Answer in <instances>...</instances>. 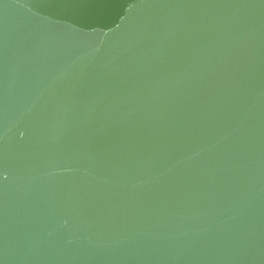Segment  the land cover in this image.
Returning a JSON list of instances; mask_svg holds the SVG:
<instances>
[{
    "label": "water",
    "instance_id": "water-1",
    "mask_svg": "<svg viewBox=\"0 0 264 264\" xmlns=\"http://www.w3.org/2000/svg\"><path fill=\"white\" fill-rule=\"evenodd\" d=\"M0 264H264V0H0Z\"/></svg>",
    "mask_w": 264,
    "mask_h": 264
}]
</instances>
